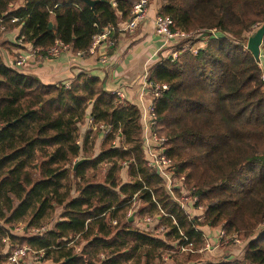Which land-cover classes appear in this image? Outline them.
<instances>
[{"label":"trees","instance_id":"16d2710c","mask_svg":"<svg viewBox=\"0 0 264 264\" xmlns=\"http://www.w3.org/2000/svg\"><path fill=\"white\" fill-rule=\"evenodd\" d=\"M17 1L0 0L5 30L21 25L19 37L43 53L60 40L85 54L110 25L116 42L119 21L138 0H98L94 8L83 0ZM156 14L170 15L173 27L220 32L196 52L161 56L148 73L152 84L167 85L153 99L152 130L166 136L172 176L193 190L202 218L191 217L147 165L137 104L98 75L46 83L0 52V264L16 243L44 250L49 264H264V82L241 43L264 21V0H159ZM146 214L154 225L137 224ZM20 221L23 234L14 230ZM159 225L165 231L154 232ZM204 225L241 236L242 257L200 261V251H180V231L193 248L204 246Z\"/></svg>","mask_w":264,"mask_h":264},{"label":"crops","instance_id":"0c3cea01","mask_svg":"<svg viewBox=\"0 0 264 264\" xmlns=\"http://www.w3.org/2000/svg\"><path fill=\"white\" fill-rule=\"evenodd\" d=\"M25 2L26 0H18L15 6L24 5ZM158 5L159 0H149L145 17L133 29L123 28L128 19L119 21V34L115 43L104 41L94 50L81 55L73 53L72 46L71 50H62L56 55H42L35 52L36 47L32 42H19L21 25L5 30L4 25L0 24V52L6 63L11 66L22 54L28 55L25 63L15 68L37 75L46 83L73 80L83 71L98 75L107 89L119 90L122 99L137 104L141 110L150 99L148 95L143 99L140 97L142 74L145 68L149 70L161 56H167L170 50L163 45L161 37L155 31L154 16ZM103 52L108 54L105 62L101 60ZM88 127L89 125L82 128L83 133ZM101 142L102 138H99L96 152L100 151ZM122 177L126 178L124 170ZM131 218H134V215ZM155 223L152 222L151 225ZM137 224L141 225V221L138 220ZM200 228L205 241H208L207 236H216V240L219 239V228L208 225ZM29 261L35 264V261Z\"/></svg>","mask_w":264,"mask_h":264},{"label":"built area","instance_id":"2783aa9c","mask_svg":"<svg viewBox=\"0 0 264 264\" xmlns=\"http://www.w3.org/2000/svg\"><path fill=\"white\" fill-rule=\"evenodd\" d=\"M148 0H138L133 4L132 10H131V16L126 21L124 25V29L131 30L133 29L138 22L145 17L146 15V7L148 5ZM18 20V17H12V21ZM154 25H155V31L156 33L161 37L162 43L164 46H171L169 49V56L175 57L177 56L178 52H181L183 50L189 49L192 52H196L198 48L201 47V45H195L197 43V36L199 35V39L207 40L209 37H216L220 34L218 29L210 28V29H204L199 28L195 30H185L178 27H173L174 20L170 15L167 14H156L154 16ZM260 25V24H259ZM113 28V26H108L102 33L96 34L94 36L93 43L90 47V50H94L98 46L102 44L104 41H109V32ZM24 41V35L19 37V42ZM43 48L42 47H36L35 52L41 53L42 55H56L60 53L62 50H71V44L64 43L60 40H57L55 44L49 48H46V53L41 52ZM73 53L77 55H81L82 51H74ZM28 55L22 54L19 56V58L15 59L14 66H19L25 63ZM108 54L106 52H103L101 55L102 61H107ZM257 66L260 70V78L262 82H264V50L260 48L259 57L258 60H256ZM148 73L149 70L145 68L143 74H142V89L140 92V97L143 99L146 97V95L150 96V99L147 103H145L143 108L141 109V124H142V139H143V146L144 150L146 152L147 156V165L151 167H155L156 170H158V173H160L164 177L165 186L169 193L179 201L180 205L185 208L189 202H194L197 200L196 195L193 194V190L189 189L185 183L183 182V177L177 178L172 176L171 171V165L172 161L169 157H167L164 154V142L166 141V136L164 134H161L157 131L152 130V125L156 122V113H155V105L153 102V99L160 93L161 90L167 88V85L165 83L162 84H152L148 80ZM72 80H66L65 84L67 86L70 85ZM113 92L117 93L119 96L121 92L119 90H112ZM88 124L90 125L92 123V117L90 115L87 116ZM174 187H178L180 189V195L177 196L174 192ZM136 194H134L132 201L135 202ZM186 209V208H185ZM159 212L163 214H167L166 212L162 211V209H159ZM127 216L132 217L134 215V210L132 207H129V209L126 212ZM172 220L173 218L172 215ZM113 223L116 222L115 219L112 220ZM153 222V217L150 214L144 215L141 220V225L148 226L150 223ZM154 232L161 233L165 231L164 225L159 226H152ZM23 227H19V229H22ZM48 228V225H42L38 228H33L32 232L35 233H43ZM219 237H223L226 235L225 231L222 228L218 229ZM180 234L183 236L184 243L179 248L180 251H194L198 250L200 252L204 251L207 248V244H204V246L199 247L197 249L193 248V242L188 239L186 235L183 234L182 231H180ZM235 242H240V239L236 236H233ZM4 242L10 243V238L6 236L4 238ZM79 248V247H78ZM34 252L35 257L38 260L44 259L45 251H32L31 247L28 245H17L14 247L13 251L6 257V260L4 264H24L26 262V258L28 257V254ZM101 255H104L101 253Z\"/></svg>","mask_w":264,"mask_h":264},{"label":"rangeland","instance_id":"374dc122","mask_svg":"<svg viewBox=\"0 0 264 264\" xmlns=\"http://www.w3.org/2000/svg\"><path fill=\"white\" fill-rule=\"evenodd\" d=\"M259 24H261V23H258V26H259ZM251 33H252V31H251ZM251 33H249V35ZM197 38H198L196 40L197 43L195 45L196 46L201 45V47H202L205 44L206 40L199 39L200 38L199 35L197 36ZM241 43H242L244 48H247L246 47L247 39L246 40L244 39ZM262 87L264 88V85ZM88 125H89L88 120H86L84 123L81 124V128L88 126ZM185 208H186L187 212H189L191 217L197 216L199 219L202 218V212L204 210L203 206L202 207H194L193 202L190 201L189 204ZM61 211H62V207H57V211L54 214V217L53 216L51 217V221L58 219ZM139 221H141V220H139ZM24 225H26L25 221H20L17 223V226L14 228V230L19 234H23ZM46 225L50 226L49 223H46ZM19 227H23V228L19 229ZM217 228H219V227H217ZM233 236H236L237 238H239L240 242H235L233 239L234 238ZM207 240L208 241H205L204 244H207L208 246L203 252H201V255L199 256V259H198L200 261H218V260H225L227 258H235V257L241 258L243 255V252H244V247H245V242H246L241 236H237L236 234H226L223 237H219V239H217V240H216V236H207ZM16 244L19 245L18 243H16ZM219 244H221V245H219ZM23 245H27V244H23ZM29 260L35 261L34 262L35 264H49L50 263V259H47V258L38 260L35 257L34 252L28 254V257L26 258L27 262L24 264H32V262H30ZM194 262L198 263L197 260ZM246 264H248V263H246Z\"/></svg>","mask_w":264,"mask_h":264},{"label":"water","instance_id":"95a60500","mask_svg":"<svg viewBox=\"0 0 264 264\" xmlns=\"http://www.w3.org/2000/svg\"><path fill=\"white\" fill-rule=\"evenodd\" d=\"M91 5L93 8L98 0H83ZM54 23L50 21V28H53ZM264 35V21L247 37L246 47L252 53L253 57L258 60L260 48L262 45V39ZM86 158H80L77 162L75 167ZM158 172V170H156ZM131 218V217H130Z\"/></svg>","mask_w":264,"mask_h":264}]
</instances>
